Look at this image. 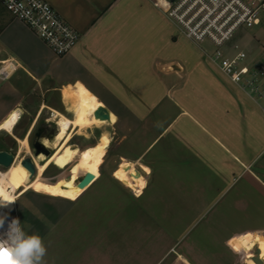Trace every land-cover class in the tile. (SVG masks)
I'll list each match as a JSON object with an SVG mask.
<instances>
[{
	"label": "crops",
	"instance_id": "crops-1",
	"mask_svg": "<svg viewBox=\"0 0 264 264\" xmlns=\"http://www.w3.org/2000/svg\"><path fill=\"white\" fill-rule=\"evenodd\" d=\"M46 1L81 41L58 57L0 4V60L19 66L0 126L25 107L71 113L64 89L78 87L121 134L124 185L93 188L98 174L75 199L21 195L86 200L40 235L46 264H264L262 106L185 48L154 0Z\"/></svg>",
	"mask_w": 264,
	"mask_h": 264
},
{
	"label": "built area",
	"instance_id": "built-area-1",
	"mask_svg": "<svg viewBox=\"0 0 264 264\" xmlns=\"http://www.w3.org/2000/svg\"><path fill=\"white\" fill-rule=\"evenodd\" d=\"M181 33L201 48L205 57L233 85L249 94L264 110V0H154ZM55 55L77 48L81 35L46 0H0ZM19 69L13 60H0V81ZM17 215L9 214L0 228L7 230ZM20 221V220H19Z\"/></svg>",
	"mask_w": 264,
	"mask_h": 264
},
{
	"label": "rangeland",
	"instance_id": "rangeland-1",
	"mask_svg": "<svg viewBox=\"0 0 264 264\" xmlns=\"http://www.w3.org/2000/svg\"><path fill=\"white\" fill-rule=\"evenodd\" d=\"M2 10L4 9L0 7V12ZM170 25L172 30H180L172 21H170ZM262 34L264 35V32ZM183 38L185 40H183L185 48L188 47V50L200 54L203 57V60L213 66V70L215 71L214 74L225 79V76L218 71V69L211 63L209 58L205 57L201 50V48L203 47H208V43L198 45L191 43V41H188L186 37ZM17 75H19V73H17L16 76ZM4 83V81H0V86H2ZM64 100L68 103H72L69 99H66L65 97ZM41 101L42 100L39 99L35 100L37 104L41 103ZM48 101H54L55 103H59V97L47 99L46 102L48 103ZM25 108L26 109L24 111V114L21 115V121L20 115L18 113L12 114L3 124L9 121V119L13 116L17 117L18 121L14 124L10 132L3 131L0 133V150H5L13 154L16 159L15 165L11 170L0 168V171L2 173L7 174V180L9 181V183L15 185L16 192L22 191L30 183H32L38 177V171L40 170H42V178L52 183L59 181L64 176L73 172V167L77 164V159L79 157L74 160L71 164L62 165L60 162L61 151L64 149L65 145L68 143H70L71 145H77L82 150L81 153L84 154L86 151L97 146L96 143H98L103 133H108L110 135L108 138L109 148L107 149V154L104 153L95 157L94 159L95 175L93 181L97 178L98 174L100 175V178L93 183L92 187L112 188L124 186L121 181H119L114 176V172L118 169V167L123 161L120 158L121 134H119L115 130L114 126L95 127L92 121H88L86 122L84 129L81 131L75 128L74 126L68 124V127L66 129L60 130V133L65 140L57 142L55 140V137H57L58 134L57 123L60 122V119L54 117L52 111L49 109H45V111L40 113L38 112V108ZM61 114L65 115L67 118L73 117L72 113H68L63 109L61 110ZM18 122L19 124L17 125ZM115 122L116 119L114 120V124ZM40 129H45V133L42 136L41 141L49 148V150L52 151L51 157H45L43 155L39 157L34 156V150L32 148V145L36 141V133ZM25 140H27L26 143H21V141ZM77 149L78 148H75L74 150ZM28 151H30V153H28ZM105 154L106 157L104 159ZM26 158H31L33 161H38L40 167H38L37 174L35 176H32L29 172L28 177L26 179H24L23 177L22 179L18 177L17 174L20 166V160ZM89 192L92 193V191ZM87 196L83 198H86ZM81 202L85 203L86 200H80L78 202V206L76 207L77 203L74 204L71 201H67L53 196H48L45 194L38 193L35 190H31L30 192L17 199L16 211L11 214L17 215L22 226H28L27 230L29 231V234L35 232L39 235H44L46 233H52L54 224L53 222L55 220L67 217L68 215H70V213L74 214L76 210H78L77 208L80 207L79 203Z\"/></svg>",
	"mask_w": 264,
	"mask_h": 264
},
{
	"label": "bare ground",
	"instance_id": "bare-ground-1",
	"mask_svg": "<svg viewBox=\"0 0 264 264\" xmlns=\"http://www.w3.org/2000/svg\"><path fill=\"white\" fill-rule=\"evenodd\" d=\"M64 97L66 99H69L72 102V106L69 108L70 112L73 114V118H67L65 115L59 113L56 110H51L54 117L59 118L60 122L58 123L59 130L66 129L68 127V124L74 126L78 130H83L85 127L86 122L92 121L95 127H101V126H112L106 121H102L100 119H96L94 114L96 112V108L92 102L78 87L70 88L65 90L64 89ZM18 121V118L15 117L13 119L10 118L9 121H7L5 124L0 126V133L1 132H10L13 128L14 124ZM59 130L57 135V142L63 141V136H59ZM64 131V130H63ZM108 133H103L98 141L97 146L94 148L86 151L82 156L79 158L78 163L79 167L76 169L74 174L68 178V176L63 177L57 182H50L46 181L42 178V170L38 171V177L30 183L24 190L20 192H16V187L12 183H9L7 180V174L2 173L0 171V191H2L3 195H0V200L3 199V197H8V200L5 201L6 205H0V217H3L4 220L7 219L8 214L13 212L16 206V200L19 196H21L23 193L27 192L30 188L34 186H38L46 190L47 192L58 194L60 196L66 197V198H72L76 197L81 190L84 188H80L77 185V182L85 176L86 174L90 173L93 177L95 175L94 171V159L95 157L102 155L107 152L108 147ZM92 140V139H91ZM27 140L21 141V143H26ZM79 151L77 150H71L67 149L65 152V161L69 162ZM43 155V154H41ZM40 155V156H41ZM45 156V155H43ZM46 157V156H45ZM24 161V160H23ZM22 161V162H23ZM16 162V159H15ZM12 165L11 168L7 170H11L13 168ZM22 162L20 163L18 174L17 176L24 179H26L29 175V171L22 165ZM60 162L62 165H65L64 161L60 159ZM36 167V166H35ZM38 167L40 165L38 164ZM37 170V168H36ZM8 173V172H7ZM92 177V178H93ZM91 181V180H90ZM89 181V182H90ZM74 182V183H73ZM88 182V183H89ZM87 183V184H88ZM257 263V262H256Z\"/></svg>",
	"mask_w": 264,
	"mask_h": 264
},
{
	"label": "clouds",
	"instance_id": "clouds-1",
	"mask_svg": "<svg viewBox=\"0 0 264 264\" xmlns=\"http://www.w3.org/2000/svg\"><path fill=\"white\" fill-rule=\"evenodd\" d=\"M8 197L0 200V205H6ZM4 218L0 217V228L4 227ZM28 226H22L18 219H12L7 230L0 233V258L3 264H46L47 246L43 237L31 233Z\"/></svg>",
	"mask_w": 264,
	"mask_h": 264
},
{
	"label": "water",
	"instance_id": "water-1",
	"mask_svg": "<svg viewBox=\"0 0 264 264\" xmlns=\"http://www.w3.org/2000/svg\"><path fill=\"white\" fill-rule=\"evenodd\" d=\"M96 119H100L102 121L111 122V114L109 110L105 106H101L94 114ZM44 135L43 130H39L36 133V141L33 143L32 148L34 150V156L39 157L41 154L46 157L52 156V151L41 141L42 136ZM74 148L80 149L77 145H73ZM15 162V156L7 151H0V168L9 169ZM22 165L31 173L32 176L37 174L36 167L31 158H26ZM92 175L90 173L86 174L77 182V185L80 188H83L87 185V183L92 179ZM70 178V176H68Z\"/></svg>",
	"mask_w": 264,
	"mask_h": 264
},
{
	"label": "flooded vegetation",
	"instance_id": "flooded-vegetation-1",
	"mask_svg": "<svg viewBox=\"0 0 264 264\" xmlns=\"http://www.w3.org/2000/svg\"><path fill=\"white\" fill-rule=\"evenodd\" d=\"M57 125H58V123H57ZM40 130H43L44 131V133H45V129H40ZM58 130H59V126H58ZM58 135V134H57ZM59 136H62L61 135V133H60V130H59ZM55 140H57V137H55ZM65 139H63V141H64ZM56 142V141H55ZM68 145H69V147H68ZM70 147H72L73 148V145H71L70 143H68V144H66L65 145V147H64V149L61 151V159L65 162V165H68V164H71L74 160H76L78 157L80 158V156H82V154L83 153H81V149H79V151L76 153V155L69 161V162H66L64 159H65V157H64V155H65V152H66V150L69 148V149H71V150H74L75 148H70ZM28 153H30V151H28ZM58 153V152H57ZM56 153V154H57ZM55 154V155H56ZM79 158L77 159V164L76 165H74V169H73V172H71L70 174H68V175H66V176H72L73 174H74V172L76 171V169L80 166L79 165V163H78V160H79ZM23 160H25V159H21L20 160V163L23 161ZM33 163H34V165L37 167V169H38V161H33ZM66 176H64V177H66Z\"/></svg>",
	"mask_w": 264,
	"mask_h": 264
},
{
	"label": "snow or ice",
	"instance_id": "snow-or-ice-1",
	"mask_svg": "<svg viewBox=\"0 0 264 264\" xmlns=\"http://www.w3.org/2000/svg\"><path fill=\"white\" fill-rule=\"evenodd\" d=\"M15 117L13 116V119H14ZM0 195H3V193H2V191H0ZM5 198H6V196H5ZM73 199H75V197H72ZM3 252V250H0V253H2ZM0 264H3V260H2V258H0Z\"/></svg>",
	"mask_w": 264,
	"mask_h": 264
}]
</instances>
